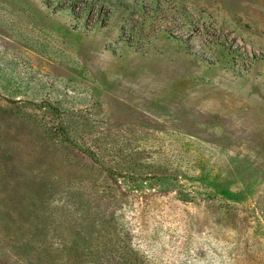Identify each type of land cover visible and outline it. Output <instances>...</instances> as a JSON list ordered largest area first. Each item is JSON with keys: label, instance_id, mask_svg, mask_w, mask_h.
<instances>
[{"label": "rangeland", "instance_id": "obj_1", "mask_svg": "<svg viewBox=\"0 0 264 264\" xmlns=\"http://www.w3.org/2000/svg\"><path fill=\"white\" fill-rule=\"evenodd\" d=\"M264 264V0H0V264Z\"/></svg>", "mask_w": 264, "mask_h": 264}, {"label": "trees", "instance_id": "obj_2", "mask_svg": "<svg viewBox=\"0 0 264 264\" xmlns=\"http://www.w3.org/2000/svg\"><path fill=\"white\" fill-rule=\"evenodd\" d=\"M27 264H32L31 262H28Z\"/></svg>", "mask_w": 264, "mask_h": 264}]
</instances>
